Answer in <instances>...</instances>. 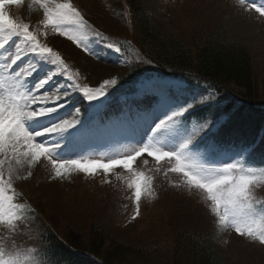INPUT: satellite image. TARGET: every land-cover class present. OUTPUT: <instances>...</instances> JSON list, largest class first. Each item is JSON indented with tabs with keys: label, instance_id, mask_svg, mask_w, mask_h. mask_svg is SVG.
<instances>
[{
	"label": "rangeland",
	"instance_id": "1",
	"mask_svg": "<svg viewBox=\"0 0 264 264\" xmlns=\"http://www.w3.org/2000/svg\"><path fill=\"white\" fill-rule=\"evenodd\" d=\"M78 1L83 5L86 16L103 27L102 29L106 28L105 26H113L114 19L110 16L107 0ZM145 1L155 22L171 36L188 40L195 33H216L245 44L251 52L256 71L259 72L260 78L264 79V16L255 11L250 0ZM3 2L18 5L19 15L13 14L17 22L21 19L33 20V32L38 35L42 44L49 40H62V43L66 44L64 51L67 57L77 62L81 60L75 58L76 50L71 48L73 46L77 51H82L86 60L80 64L83 70L84 65L86 66L85 75L92 84L103 85L106 79L113 78L118 81L122 76L125 61L118 58L119 52L115 51L117 47L105 46L106 49H103L100 43L84 37L76 26L61 24V31L70 32L77 37L78 42L72 40L70 45L66 35H61L60 31L45 25L46 16L42 0ZM45 2L49 7L58 3L57 0ZM255 5L264 6V0H255ZM134 31L137 37L139 33L135 26ZM13 41H16L15 45ZM16 45L21 49L27 47L23 41L10 39L7 40L5 49L0 51V99L5 103H12L23 95L34 96L38 101L46 103L53 102L45 108L55 109L54 111L25 120V127L30 132L45 131L65 120L75 121L63 131L38 137L40 141L47 143L46 147L51 150L50 153L41 154L39 160L31 164L23 163L15 172L18 178L13 182L14 189L40 211V218L25 223V228L29 227L28 232L31 229L40 230L46 215L54 217L56 228L63 230L68 224L86 226L91 216L96 214L107 220L112 237L130 240L139 235H147L151 229L156 233L159 227H164L167 220H180L202 227L215 245L224 252L228 264H264V245L237 235L230 222L231 217L228 223L221 224L219 216L211 212L206 194L188 185L182 175H177L175 181L166 188L155 187V170L150 165L146 153L138 156L129 169L113 166L107 174L103 169H97L95 172L99 170L98 177L94 173H85L71 166L62 171L61 176L55 175L53 160L58 163L68 160H77L82 164L108 163L111 160L124 159L146 144L164 150L179 149L187 141L190 129L194 131L193 127H187L188 130L178 123H165L163 127L157 125L184 108L183 95L186 92L183 81L159 78L143 81L138 86L139 91L158 97L150 111L139 112L133 109L135 113L125 112L102 122L99 127L85 129L86 125L83 123L88 119V115L80 110L81 97L75 91V80L69 81L65 78L67 76L58 79L52 73L53 67L42 65L35 54L23 51V59L9 67L11 57L17 51ZM100 53H109L113 62H110L107 56L101 58ZM26 72H31L29 83H33L35 91L23 82ZM45 80L47 83L36 89ZM56 80L58 81L55 82ZM229 88L232 92H237L235 87ZM65 92L69 93L66 97ZM46 94L51 99H45ZM105 102L106 95L103 94L90 100L89 105L91 109L99 108ZM35 103L36 99L29 101V111L36 109L33 107ZM192 138V144L189 143L185 149L186 154L198 147L197 140ZM210 151H215V147ZM207 155L196 156L197 160L193 161L189 158L186 163L194 165L202 175L212 174L222 166L221 164L229 162L237 163L245 169L252 167L257 172L264 170V167L243 166V156L235 151H219ZM0 160L5 161L0 167L4 168L7 175V159L0 155ZM138 173L149 177L151 185L149 191L142 192L139 214L133 186ZM263 191L264 181H260L253 189L254 198H259L258 194ZM256 201L257 212L248 218V222L254 226H264V211H261L264 200ZM220 211L223 212V207ZM7 236H10L8 230L0 225V239Z\"/></svg>",
	"mask_w": 264,
	"mask_h": 264
},
{
	"label": "trees",
	"instance_id": "2",
	"mask_svg": "<svg viewBox=\"0 0 264 264\" xmlns=\"http://www.w3.org/2000/svg\"><path fill=\"white\" fill-rule=\"evenodd\" d=\"M71 3L87 21L86 26L75 22L82 33H90L97 41H112L126 60L118 85L106 91L109 100L103 116L120 112L124 107L121 97L135 92L139 82L156 76L178 77L196 95L197 106L184 117L199 126L210 122L214 131L208 135L222 148H237L246 153L248 163L264 166V79L245 44L216 33H195L188 40L171 36L155 22L145 0H107L114 21L102 34L103 27L86 16L83 5L78 0ZM62 42L52 40L57 53H63L67 64L81 67L86 55L72 46L75 58L81 61L66 57ZM210 91L215 93L214 99H204L212 95ZM153 101L154 96L146 95L144 104ZM154 173L157 186L177 176L159 170ZM45 217L40 230L28 232L26 224L20 229L24 236L15 243L24 255V264H228L205 230L187 221L167 220L156 233L151 229L145 236L122 240L112 237L107 220L96 214L86 226L68 224L63 230L56 228L54 217ZM8 240L9 236L2 238L3 243Z\"/></svg>",
	"mask_w": 264,
	"mask_h": 264
},
{
	"label": "snow or ice",
	"instance_id": "3",
	"mask_svg": "<svg viewBox=\"0 0 264 264\" xmlns=\"http://www.w3.org/2000/svg\"><path fill=\"white\" fill-rule=\"evenodd\" d=\"M250 2L253 4L255 11L264 16V6L257 7L255 0H250ZM44 13L46 16L45 25H50L54 30L60 31L61 35H66L70 41L77 40V37L70 32L61 31L60 25L62 23L74 21L81 26L87 25V21L79 9L71 3V0L56 3L54 7H49L45 4ZM3 31H7L11 36L22 40L27 46L25 49H21L19 45H16L17 51L14 56L12 55L9 67L23 59L21 55L23 51L35 54L41 58L50 59L53 64L58 65L67 72L64 60L61 59L60 55L53 51L52 48L42 44L38 39V35L30 30L29 24H22L10 18L9 14L3 10V0H0V32ZM6 43L7 41H0V50L5 49ZM12 43L15 45L16 41ZM107 47L112 48L113 46L109 44ZM115 51L120 52V49L116 48ZM25 74L30 76L31 72H26ZM50 78L51 76H49ZM68 80L71 81L72 76H68ZM44 83H47V80L41 82L36 89L42 88ZM117 83V79L109 78L104 80L103 85L99 89L93 90L90 87H83L82 93L89 100L96 99L105 94L110 88L109 86H115ZM210 92L212 95L204 99H214L215 93ZM64 95L66 97L69 93L65 92ZM44 98L51 99L47 94ZM35 99L34 96L25 97L23 95L20 96L19 100L12 103H5L3 99H0V155H3L8 163L7 175H5L4 168L0 167V225L5 227L10 234L7 242L10 248L19 247L15 243L16 238L20 235V229L28 222V217L22 214L23 211L27 210V206L15 202L17 197L13 182L18 178L15 172L23 163L31 164L34 161H38L41 154L50 153L51 150L46 147L47 143L40 141L38 137L63 131L75 123L74 120H65L62 124H57L45 131L30 132L25 127L24 122L26 119H33L55 110L40 107L29 111V101H34ZM192 107L193 105L189 104L170 115L167 119L172 120L174 117H181ZM165 123L166 121H161L157 127H163ZM209 123H203L200 126V132L207 129ZM192 139H195V137ZM189 143H191V140L186 141L177 150H164L154 145L146 144L134 154L128 155L124 159L111 160L108 163L88 162L82 164L77 160L58 163L53 160L52 166L57 177L61 176L62 171H66L70 166L78 168L85 173H94L97 169H103L104 173L107 174L113 166H123V168L129 169L138 156L146 153L147 156L154 157L160 167H168L170 172L182 174L186 178L188 185L202 190L210 202L211 212H215L219 216L221 224L228 223L231 217L230 222L237 235L264 245V226H254L248 222V218L257 212L256 204L258 202L253 196V189L257 183L264 181V170L257 172L252 167L245 169L237 163L229 162L221 164L222 166L217 168L212 174L202 175L194 165L186 163L189 159L186 156L185 149ZM162 160L164 161L163 164L160 163ZM4 163V160H0V166ZM133 186L137 214H139L142 192L150 190V178L144 173H138L133 181ZM221 207H223L222 213L220 211ZM261 211H264V207L261 208ZM0 264H24V262L20 253H8L5 247L0 245Z\"/></svg>",
	"mask_w": 264,
	"mask_h": 264
}]
</instances>
